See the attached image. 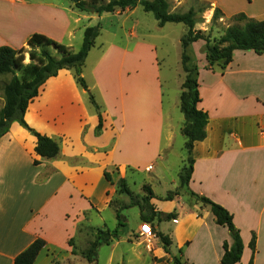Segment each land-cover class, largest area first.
<instances>
[{
    "label": "crops",
    "instance_id": "0c3cea01",
    "mask_svg": "<svg viewBox=\"0 0 264 264\" xmlns=\"http://www.w3.org/2000/svg\"><path fill=\"white\" fill-rule=\"evenodd\" d=\"M54 1H47L45 7L34 0H0V47L27 50V42L34 34L65 45L66 42L39 25L49 8L64 18L70 12L75 15L69 4L57 5ZM206 2L209 21L217 9L223 14L222 23L239 14L264 21V0ZM40 7L44 11L41 12ZM141 8H127L114 14L129 18L137 15ZM80 17L75 19V24L82 22ZM77 30V26L70 29L71 38H75ZM198 44L202 52L206 46L202 40L191 49ZM249 56L264 64V55L236 50L225 71H238ZM30 63V55L24 54L23 64ZM257 72L264 74V69L258 68ZM11 78L10 75L0 76V94ZM200 88L201 85L199 91ZM200 97L198 107L209 114V123L206 139L197 142L193 149L195 163L189 188L233 215L244 245L238 264L251 261L264 264V113L248 115L236 110L231 114L217 109L214 115L203 108L201 91ZM254 98L264 104L258 94H254ZM0 102L1 111L5 105L1 96ZM105 108L103 130L98 133L99 117L89 104L87 93L71 71L61 70L41 87L25 115L30 128L60 143V155L53 160L38 156L36 136L18 122L12 123L8 133L0 139V264H14L16 257L37 239H43L46 246L34 264H77L85 260L81 250L86 240L94 238L92 232L117 228L118 237L110 245L99 248L97 264H174L173 259L180 251L184 264H221L224 245L231 247L233 239L226 227L216 223L209 207L195 204L191 208L178 197L171 201L154 198L155 211L163 215L178 214L176 219L157 224L155 238L149 240L140 236V226H130L129 222L118 227L117 214L110 206V196L116 189L105 178V172L116 183L127 178L131 169L147 171L152 166L155 171L156 167L149 164L141 170L132 168L131 161L121 160L119 147L130 106L108 103ZM160 125L157 159L173 147L174 139L173 127L166 126L164 149L161 140L165 122ZM34 161L39 164L35 165ZM110 210L114 217L112 229L105 218ZM94 219L100 223H94ZM158 233L171 238L170 254L164 250ZM253 238L255 251L251 248ZM104 247L106 255L102 258ZM74 250L78 254L74 255Z\"/></svg>",
    "mask_w": 264,
    "mask_h": 264
},
{
    "label": "rangeland",
    "instance_id": "374dc122",
    "mask_svg": "<svg viewBox=\"0 0 264 264\" xmlns=\"http://www.w3.org/2000/svg\"><path fill=\"white\" fill-rule=\"evenodd\" d=\"M47 1L54 0H34V3L41 4V6L45 4L46 7ZM79 1H84L87 5L94 4L93 0H77V2L56 0L54 2L57 5L69 4L75 15L70 12L71 14L69 13L64 18L49 8L45 14V20L40 19L39 25L66 42L65 45L75 52L81 48L85 29L100 25V35L96 46L91 50L85 62L83 77L97 102L103 107V111L108 103L118 107L130 106L123 123L124 138L119 147L121 160H129L133 164L132 168H141V170L149 164L156 167L155 171L148 170L149 168L147 171L131 169L127 173L125 179L131 196L119 190V180L116 183L113 181L112 185L116 190L110 196L111 208L116 214L121 215L120 220L124 224L129 222L130 226H140L141 231L142 225L148 223L143 220V217L150 215L155 209L153 199L148 204L144 200L147 196L145 186L151 187L156 198L162 199L170 191H178L177 197L186 202L189 207L192 208L195 204L202 205L184 189L181 190L180 187L176 189L180 185V174L187 159L186 138L179 129L185 124V118L180 109V97L185 79L181 40L188 28L184 24H167L161 27L153 14L146 13L142 8L137 15L129 18L114 13L97 17V13L79 10L76 7ZM167 1L171 12L183 14L193 9L196 14V30L210 35L212 40L222 36L223 28L232 24L231 18L225 23H222L223 19H220L219 24L213 26L212 20L209 21L207 17L208 3L206 0ZM40 11H44V8L40 7ZM80 16H82V22L75 24V19ZM74 26L82 31L77 30L75 38H71L69 31ZM200 49V44L194 45L192 49L190 48L189 54L192 59L196 58L199 66L203 108L208 109L214 115L217 109L231 114L236 110H241L242 113L248 115L264 113V104L254 98V94H258L260 101H264V74L257 72L258 68L264 69L263 62L249 56L238 71L233 70L228 73L225 71L222 77L223 72L220 69H213L208 65L205 57L206 47L202 51L204 54L200 52ZM47 50L55 58L61 57L53 47H48ZM29 51L30 49L27 48L25 52L27 56ZM38 52L40 53V50ZM0 96L4 98L3 93ZM162 122H165V128L161 145L166 149V126H171L174 135L173 147L164 151L163 156L157 159L156 152L162 132L160 125ZM111 211L105 214L110 229L114 224ZM97 221L98 219H94V223L99 224L100 222ZM103 231L115 232V230ZM153 232L156 236L157 232L154 228ZM96 234L92 232L94 238L90 237L86 240V246L81 253L90 248ZM106 249L104 247L101 252L102 258L106 255ZM174 250L176 251L175 248ZM86 263L83 260L77 264Z\"/></svg>",
    "mask_w": 264,
    "mask_h": 264
},
{
    "label": "trees",
    "instance_id": "16d2710c",
    "mask_svg": "<svg viewBox=\"0 0 264 264\" xmlns=\"http://www.w3.org/2000/svg\"><path fill=\"white\" fill-rule=\"evenodd\" d=\"M94 4L87 5L84 1H79L76 7L82 12H94L99 16L112 14L117 11H124L127 8L140 6L146 13H151L161 27L167 24H184L188 31L182 37L181 45L183 49L182 67L184 72V82L182 85L180 109L185 118L182 127V134L186 138L185 150L187 159L180 174V189H184L192 198L201 203L204 207H209L215 216L216 223L226 227L233 239L231 247L224 245V254L221 264H238L241 261L244 245L234 223L233 215L223 206L213 202L211 199L200 196L189 188V183L193 174L195 160L192 156L194 146L197 142H202L207 137L206 128L209 123V114L199 109L201 102L199 91V66L196 58L190 56L191 46L198 42L206 43V60L208 65L224 72L233 61V53L236 50L254 51L257 55H264V21L248 18L245 14H239L231 18L232 24L223 28V35L219 38L211 39L205 32L197 31L195 19L196 14L193 9L187 13L171 12L170 4L167 0H93ZM223 17L222 12L217 9L212 18L213 26L219 24ZM101 27L90 26L84 31L83 43L78 52L71 47L59 44L56 41L42 35L34 34L27 42L30 49L29 55L31 63L24 65V54L26 48L14 50L10 47H0V76L12 75L11 80L3 88L5 105L0 112V139L5 136L11 124L18 122L21 126L29 130L36 136L38 142L36 153L44 160L56 159L61 152L60 143L47 136L36 132L25 121V115L30 103L39 95L41 87L52 77H56L61 70H69L73 73L78 85L87 93L90 105L99 117L97 132L100 133L104 126L103 107L97 102L92 90L89 88L86 79L83 77V68L91 50L96 46L100 35ZM53 47L61 57L55 58L47 48ZM40 50V53L38 52ZM20 72V75H18ZM35 165L39 161H34ZM105 178L110 183L113 182L109 173L105 172ZM118 187L121 192L131 196V191L127 186L126 179H120ZM147 196L145 202L156 198L151 187H144ZM179 195L178 191H170L161 200L171 201ZM118 216V227L123 222ZM177 213L163 215L152 210L150 215L143 217L145 222L152 224L156 230L157 224L163 220L176 219ZM119 228L115 232L99 230L95 240L91 243L87 251L81 253L82 257L89 264H97L98 250L102 245H110L112 239L118 236ZM158 237L163 244L166 253H171L172 240L169 236L158 233ZM70 245L74 243L71 240ZM46 242L43 239L35 240L25 251L19 254L14 264H34L40 252L45 248ZM251 248L255 251V238L251 242ZM76 255V250L73 251ZM182 251L179 256L173 259L174 264H184L182 262ZM53 264H59L54 262ZM252 264V261L250 262Z\"/></svg>",
    "mask_w": 264,
    "mask_h": 264
},
{
    "label": "built area",
    "instance_id": "2783aa9c",
    "mask_svg": "<svg viewBox=\"0 0 264 264\" xmlns=\"http://www.w3.org/2000/svg\"><path fill=\"white\" fill-rule=\"evenodd\" d=\"M152 169H153V167L150 166L149 170H152ZM141 234L143 236H146V237H151V238L155 237V234L153 232V227H152V225L150 223H145V224L142 225Z\"/></svg>",
    "mask_w": 264,
    "mask_h": 264
},
{
    "label": "water",
    "instance_id": "95a60500",
    "mask_svg": "<svg viewBox=\"0 0 264 264\" xmlns=\"http://www.w3.org/2000/svg\"><path fill=\"white\" fill-rule=\"evenodd\" d=\"M72 1L77 2V0H72Z\"/></svg>",
    "mask_w": 264,
    "mask_h": 264
}]
</instances>
